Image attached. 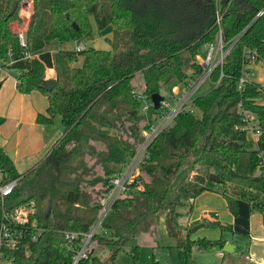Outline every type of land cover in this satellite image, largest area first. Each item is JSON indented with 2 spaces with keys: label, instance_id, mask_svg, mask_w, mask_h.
<instances>
[{
  "label": "trees",
  "instance_id": "obj_1",
  "mask_svg": "<svg viewBox=\"0 0 264 264\" xmlns=\"http://www.w3.org/2000/svg\"><path fill=\"white\" fill-rule=\"evenodd\" d=\"M12 2L0 0V63L16 70L19 91L38 89L46 96V108L36 120L51 123L59 115L62 133L46 155L22 172L0 145V166L9 177L18 178L11 199L31 203L43 226L26 250L0 245L1 260L11 255L12 264H69L82 236L71 246L62 230L87 231L93 226L110 177L139 146L141 128L156 111L153 105L146 113L140 111L132 77L141 72L142 90L151 95L163 85L171 88L200 73L198 49L215 39L217 12L224 47L229 48L222 67L211 73L217 80L222 72L219 81L194 98L199 113H178L148 146L140 177L144 171L149 180L143 188L127 185L102 221L108 233L96 232L92 237L91 243L105 246L109 254L101 260L92 246L79 264H114L126 246L135 262L141 248L138 235L155 230L162 213L166 232L175 243L161 249L174 251L172 264H194L193 248L221 249L226 242L222 237H191L211 220L193 221V228L182 232L176 210L184 193L197 195L211 189L208 175L213 166L219 167L221 193L232 213H237L238 199L247 201L251 212L264 210V174L258 169L256 149L243 130L234 128L241 122L235 110L241 101L258 116L262 128L258 142L264 148V93L255 81L238 87L244 46L264 56V0H32L24 45L11 23L20 21V5L30 3L17 0L10 13ZM91 17L99 30L111 27L106 37L109 48L51 50L53 40L64 43L90 37ZM49 77L55 78V84L47 90L42 81ZM96 174H101L103 183L89 193L82 180ZM44 198L50 201L48 214ZM217 223L222 229L229 226Z\"/></svg>",
  "mask_w": 264,
  "mask_h": 264
},
{
  "label": "built area",
  "instance_id": "obj_2",
  "mask_svg": "<svg viewBox=\"0 0 264 264\" xmlns=\"http://www.w3.org/2000/svg\"><path fill=\"white\" fill-rule=\"evenodd\" d=\"M215 15L218 31L214 40L205 43L208 45V49L200 62L202 71L198 74L189 75L171 88L165 87L163 94L158 91L163 95V98L160 100L159 106L156 107L151 120L148 119L146 126L141 128L143 139L139 146L127 157L121 168L110 177V186L99 199L100 212L93 226L87 231L62 230L65 239L70 242L71 246L79 236H82L81 241L74 248L69 264H79L82 258L88 257L92 251V237L96 232L108 233L107 229L102 228V221L127 185L133 183L136 187L143 188L144 184L140 179V171L149 157L148 146L154 138L173 123L178 113L183 111L194 112L197 109L194 98L197 96L196 91L203 81L209 79L212 86L219 81L222 72H220L217 80H212L211 73L216 66L222 67L229 48L224 47L220 24L221 13L217 12ZM17 35L20 45H24V28L19 29ZM73 40L75 42L73 48L83 49L86 47L82 40ZM24 53L29 55L28 52ZM12 61L13 59L10 58L9 62ZM257 63L264 64V56H259L256 49L244 46L242 73L238 78L239 88L248 81H255L257 89L264 93V81L258 82L251 77L255 73L253 69ZM133 94L140 100V111L146 113L149 106L153 105L151 95L144 91H133ZM235 110L240 115L241 122L234 124V128L243 130L252 140L258 157V169L264 174V148H261L258 142L262 128L258 116L254 111L245 108L241 101L237 103ZM17 180L16 177H9L7 171L0 166V245L10 250L17 248L26 250L30 242L36 240L40 235L43 226L40 224L35 214V208L31 203H16L11 199ZM222 252L223 250L220 251V253ZM3 256L4 253L0 251V260ZM7 257L9 260L12 259L11 255ZM248 257L252 258L251 256Z\"/></svg>",
  "mask_w": 264,
  "mask_h": 264
},
{
  "label": "rangeland",
  "instance_id": "obj_3",
  "mask_svg": "<svg viewBox=\"0 0 264 264\" xmlns=\"http://www.w3.org/2000/svg\"><path fill=\"white\" fill-rule=\"evenodd\" d=\"M29 5L21 4L18 10V15L21 18L20 21L13 20L12 25L16 29H23L27 22L30 20V13L32 11V0H29ZM91 22L93 25L92 28V35L88 38L82 39L86 45H92L97 48H109V42L107 41L106 37L109 36L111 27L107 26L103 30H99L95 22L91 17ZM59 44L58 47L61 48H73L75 46L74 40H70L64 43H59L56 40L51 41L50 48L53 45ZM208 49L207 44L201 45L198 49L197 58L201 62L203 60L204 54ZM4 66V65H3ZM6 67V65L4 66ZM254 75H251L253 80L258 82L264 81V64L257 63L254 67ZM3 72L0 70V74ZM8 76L3 81H8L12 79V76L16 75L13 69H8L7 73ZM4 77V76H3ZM132 83L134 85V91H143V75L141 72H137L132 77ZM166 86H162L161 92L164 93V88ZM212 87V84L209 79L203 81L200 86L198 87L196 94H202L209 90ZM194 112L199 113L198 109H195ZM61 123L60 116L55 115L53 117L52 123ZM249 137V136H248ZM100 173V170L97 171ZM211 172L218 174L219 167L213 166L211 167ZM150 176L146 172H142V179L143 184L145 181H148ZM103 177L101 174L91 175L83 178L82 180V187L87 192L93 193L96 189H99L103 182H100ZM211 192H207L210 194L208 199L212 200V205L209 201L203 200V205H199L198 200H195L194 203H190L188 201V195L184 196V202L181 205L176 207V210L180 212L178 216V221L181 223L180 227L182 228V232H186L189 228H193L192 226L195 225L193 221L212 216V220L209 224L201 226L202 230L197 228L194 232L191 233V237L195 238L198 236H203L209 239H216L219 237H228L231 240H235L236 248L234 251L228 252L223 247L224 254L231 255L230 259L233 261L234 264H247V262H252L248 258L245 257V254L248 253V245L254 243V236L264 235V217L262 214V222L260 223L259 220H255L253 218V213L250 211V206L247 201L243 199L237 200V213L234 214L230 211L226 198L221 193V184L218 181L210 180ZM94 194V193H93ZM201 207L207 208L208 211L206 214L208 216H202L200 214ZM187 212V213H186ZM218 213V216L215 213ZM200 214V215H199ZM199 215V216H198ZM206 218V219H207ZM220 219L225 220L228 223V228L222 229L221 226L217 223ZM195 227V226H194ZM147 234L142 238L143 244L140 248V253L138 259L134 262L131 256L129 255V248L126 246L122 248L115 257L114 264H172L175 262V254L173 250L169 248L161 249L163 245H171L173 244V240L169 237L166 233V216L165 213H162L159 217V221L156 224V228L153 231L144 232ZM154 243V248L156 250L157 255V262L152 259L151 257V249L152 244ZM91 246L94 247V253L98 255L101 260L105 259V256L109 254V250L105 246H100L98 243H91ZM206 253L201 252L198 253L196 248H193V257H194V264H217L221 259V256L217 254V251L220 249L218 246H214L208 248ZM173 251V252H172ZM204 253V254H203ZM226 258V257H225ZM216 262V263H215ZM0 264H12L11 260L4 259L0 260ZM105 264H112L111 262Z\"/></svg>",
  "mask_w": 264,
  "mask_h": 264
},
{
  "label": "crops",
  "instance_id": "obj_4",
  "mask_svg": "<svg viewBox=\"0 0 264 264\" xmlns=\"http://www.w3.org/2000/svg\"><path fill=\"white\" fill-rule=\"evenodd\" d=\"M58 45L59 44L52 45L51 50H56ZM8 69L13 68L4 67L0 63V70L3 72V75L0 74V145L10 156L16 169L22 172L48 153L51 144L61 135L62 125L59 122L44 123L36 120L37 113L43 112L46 108V96L38 89L30 92L19 91L16 87V76H12L11 80L3 81L8 76L6 74ZM13 70L16 72L15 69ZM48 71L52 72L51 69ZM207 192L211 191L206 189L197 195L186 192L182 195L181 201L184 202V196L188 195V201L190 203H194L195 200H198L201 206V204L203 205V200L207 199L209 203H211L210 205H212V200L208 199L210 195H206L210 193ZM183 202L181 204H183ZM206 209L205 207H201L200 214H202V216H208L206 214L208 212ZM252 213L254 214L253 218L259 220L261 223L262 211H254ZM179 214L181 213L179 212ZM215 215L218 216V213H215ZM207 219L212 220V216L209 215ZM219 221L221 224L227 223L222 219ZM202 228H199L197 231L202 230ZM146 235L147 234H144V232L138 235L137 239L140 245L143 244L142 238ZM224 239L226 242L233 245L232 250L228 252L234 251L237 242L228 237H224ZM172 240L174 244L175 239L172 238ZM152 250L154 251V257H152V259L157 262L154 243L152 244L151 251ZM207 250L210 249H197V252L201 254V252L206 253ZM220 251L221 249L217 251V254L221 256L217 264H234L230 259L231 255H226L223 252L220 253ZM245 257L252 261L247 262V264H264V235L254 236V243L248 245V253L245 254Z\"/></svg>",
  "mask_w": 264,
  "mask_h": 264
},
{
  "label": "water",
  "instance_id": "obj_5",
  "mask_svg": "<svg viewBox=\"0 0 264 264\" xmlns=\"http://www.w3.org/2000/svg\"><path fill=\"white\" fill-rule=\"evenodd\" d=\"M16 5H17V0H13L12 5H11V9H10V13H12L15 10ZM73 25L77 26L74 22H73ZM54 84H55V78L54 77L45 78L42 81L43 88H45L47 90L51 89ZM151 97H152V101H153L154 107L155 108L158 107L160 100L163 98V95L157 91V92H153L151 94ZM208 177H209L210 180H215V181H218V182H220L222 180L221 177L218 174L212 173V172L209 173ZM43 207H44L45 214H48L49 208H50V201H49L48 198H44L43 199ZM262 214H263V217H264V210H262ZM232 246L233 245L231 243L226 242L224 244L223 248L225 250L229 251V250H232V248H233Z\"/></svg>",
  "mask_w": 264,
  "mask_h": 264
}]
</instances>
